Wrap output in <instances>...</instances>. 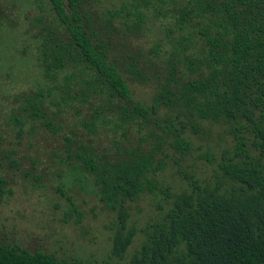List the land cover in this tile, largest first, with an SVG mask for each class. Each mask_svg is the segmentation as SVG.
<instances>
[{"label": "trees", "instance_id": "trees-1", "mask_svg": "<svg viewBox=\"0 0 264 264\" xmlns=\"http://www.w3.org/2000/svg\"><path fill=\"white\" fill-rule=\"evenodd\" d=\"M46 1L64 39L54 33L42 39L43 75L80 65L81 83L105 94L98 107L116 108V128L141 121L160 130L149 132L148 150L137 146L114 161L99 160L83 144L69 154L79 161L71 170L91 176L98 200L116 214L111 255L122 259L136 234L126 203L159 193L165 208L141 230L127 264H264V0H120L110 7ZM147 13L169 19L164 40L142 53L130 40L142 32ZM123 75L153 85L149 106L132 101ZM73 76H63L67 89ZM42 93L24 98L21 110L53 130L40 108ZM62 93L64 101L69 96ZM22 118L12 111L9 119L20 128ZM94 118L110 122L98 112ZM190 136L204 145L200 158L215 165L200 181L185 174L186 187L171 193L153 179L164 168L157 154L166 145L180 158L190 155ZM65 141L69 151L73 141ZM72 214L70 203L65 215ZM0 264L88 263L0 243Z\"/></svg>", "mask_w": 264, "mask_h": 264}, {"label": "rangeland", "instance_id": "rangeland-1", "mask_svg": "<svg viewBox=\"0 0 264 264\" xmlns=\"http://www.w3.org/2000/svg\"><path fill=\"white\" fill-rule=\"evenodd\" d=\"M119 1L97 0V6H117ZM168 19L147 13L142 32L130 41L146 53L152 44L164 40ZM55 25L46 0H0V243L88 264H127L142 240L141 230L159 217L162 210L158 207L165 208L162 195L145 193L126 203L128 225L136 229V234L123 258L118 259L110 253L116 214L98 200L91 176L82 177L81 171L71 170V164L79 161L69 154L80 151L79 145L83 144L99 160L114 161L137 146L148 150L153 141L149 132L160 130L152 122L144 125L141 121L116 128V108L98 107L105 94L97 90L94 93L81 83L78 76L85 74L80 65H67L51 77L44 76L37 59L42 39L46 33L64 39ZM69 73L74 75L68 83L75 84L71 89H67L63 78ZM123 77L132 101L149 106L153 85L136 84ZM39 89L43 91L40 108L53 130L39 124L41 119H26L27 113L21 110L24 98L34 96ZM62 92L69 96L64 101L59 97ZM12 111L23 117L20 128L9 119ZM95 112L110 122L94 120ZM204 126L214 133L221 130L217 125ZM66 137L73 141L69 151ZM190 140L192 151L188 156L180 158L166 145L157 154L164 168L153 179L171 193L186 187L185 174L192 173L200 181L209 177L215 165L200 158L204 145L196 137L190 136ZM214 155L218 159V153ZM70 203L75 206V214L66 217Z\"/></svg>", "mask_w": 264, "mask_h": 264}]
</instances>
